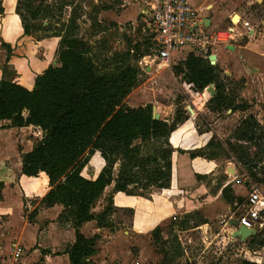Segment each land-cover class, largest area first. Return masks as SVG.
<instances>
[{"label":"rangeland","instance_id":"1","mask_svg":"<svg viewBox=\"0 0 264 264\" xmlns=\"http://www.w3.org/2000/svg\"><path fill=\"white\" fill-rule=\"evenodd\" d=\"M82 1L90 12L83 19L79 5ZM130 1L119 2L124 6L119 8L120 11L129 9ZM91 2L21 0L18 15L24 31L17 50L25 53L31 48L34 54L45 58L49 49L44 45L47 41L56 43L54 50L58 53L62 50V40L67 37L80 38L86 45V58L105 74L112 72L124 60L138 69L137 85L125 98V107L136 109L150 105L152 116L164 118L169 125L181 114L187 118L194 132L206 134L198 139L196 149L179 152L194 156L191 159L196 172L194 180L182 183L178 189L171 184L165 190L154 187L141 190V185L133 187V193L149 194L150 201L151 198L154 200L152 206L149 200L142 199L139 206L151 209L148 223H143L144 217H139L135 220L139 225L135 231L131 229L127 214H114L113 219H110V214L106 217L110 231L104 235L109 236L114 229L118 230L115 245L126 244L130 249L134 248L131 249L132 254L129 252L130 257L126 256L125 260L121 258L131 264H240L242 261H254L253 256L264 264L263 249H256V245L264 240V0L251 4L248 0H222L209 13L217 27L227 24V16L235 13L246 33L249 35L250 32V37L238 38L232 43L230 47H235V51L219 53L220 61L214 69L217 83L224 90L222 105L208 97H204L206 101L201 105L198 100L201 92L188 84L183 75L175 74L180 65L178 54L172 57L170 69L157 67L152 56L154 43L150 32L142 34L137 28L133 37L130 23L115 25L112 30L107 28L110 19L104 14L101 15L104 25L96 28L93 23L98 10L93 9L95 7ZM203 14L207 15V12ZM9 49V59L17 57L15 49ZM50 64L52 67L59 66L57 58ZM32 79L30 85L33 87ZM186 124L181 125L183 131L189 130ZM41 133L33 129L18 133L17 136L21 137L15 145L18 153L33 148L39 141L32 145L22 137L41 140ZM212 138V143L206 146ZM134 144L139 146L142 156L162 146L161 141L146 144L136 141ZM15 151H6L11 161H14ZM93 154L92 162L95 161L96 166L100 162L101 170L104 162L98 152ZM118 167V163L113 167V178L117 176ZM92 168L94 166L88 165L83 175L91 174ZM36 186L41 187L40 180H37ZM109 190L104 191L92 209L94 214L102 210V205L106 206L107 199L111 198ZM254 190H258L262 198L256 206L249 207L246 200ZM233 199L235 203L229 205V200ZM29 214L28 210H23L25 218ZM250 216L263 220L259 221L261 226L252 223L250 230L254 229L255 234L241 241L232 238L235 232L232 222L243 219L242 226H247L249 222L246 220ZM13 221L21 228L17 214ZM105 242L110 241L102 240V243ZM21 250L20 258L23 254L29 256L23 247Z\"/></svg>","mask_w":264,"mask_h":264},{"label":"trees","instance_id":"2","mask_svg":"<svg viewBox=\"0 0 264 264\" xmlns=\"http://www.w3.org/2000/svg\"><path fill=\"white\" fill-rule=\"evenodd\" d=\"M60 45L62 50L54 54L59 66L49 65L36 75L32 90L17 82L0 81V124L9 122L11 128L34 127L42 132L43 138L32 150L20 155V175L27 179H35L39 174L46 177L49 191L41 204L46 208H63L58 219L71 224L75 234L74 243L66 252L69 264H83L95 250L93 240L80 234L81 225L95 221L99 227H110L106 222L113 211L110 197L102 212L92 213L105 189L113 185L112 193L135 197L139 211L142 199L150 201V195L136 194L131 189L139 185L141 190L168 189L172 154L185 152L179 146L180 140L187 143L193 139L181 136V125L187 123L191 129L181 114L169 125L153 119L150 105L136 109L124 106L139 74L128 61L105 74L86 58V45L80 39L67 37ZM6 52L8 63L10 49ZM175 74L183 75L199 92L213 86L214 96L210 99L223 104V86L217 83L216 70L207 61L187 56ZM136 141H161L162 146L142 156ZM95 152L104 166L95 179L89 180L81 172ZM116 163L119 167L113 178ZM233 200H229V205L235 203ZM35 214L32 212L27 220L30 222ZM256 247L263 249L264 240Z\"/></svg>","mask_w":264,"mask_h":264},{"label":"crops","instance_id":"3","mask_svg":"<svg viewBox=\"0 0 264 264\" xmlns=\"http://www.w3.org/2000/svg\"><path fill=\"white\" fill-rule=\"evenodd\" d=\"M91 1L92 7H95L93 9L98 10L95 15L97 19L95 18L93 23L96 28L100 29L102 27L101 25H104L105 22L101 19V15L104 14L110 19L107 28L114 30L115 25L118 26L123 23H130V26H132V32L130 33L133 37H135V29L137 30V28L142 34L148 32L146 18L142 13L143 8L140 5L134 4L132 0L130 1L131 5L129 9L124 11H120L119 9L120 7H124L119 3H122L124 0ZM187 1L193 9L200 11V14L204 19V24L208 30H223L229 27L231 22H238V27L241 28L242 32L246 33V29L243 28L241 19L235 13L227 16L226 21L228 22L224 26H215L214 18H211L209 13L215 10V4L221 2L222 0ZM248 1L251 4L256 0ZM20 2L21 0H0V81L4 80L7 82H17L26 89L32 90L33 87L30 85V78L32 77L35 79L36 75H39L46 67L51 65V61L55 59L54 47L56 46V43L52 40L49 42L47 41L44 44L49 48L45 58L34 54L31 48H28V51L25 53H21L17 50L21 45L18 41L23 35L22 22L18 15ZM79 5L82 7L81 11L83 13L81 14V19H83L84 15H89V8L84 1L79 3ZM96 5H99V7L96 8ZM66 8L69 9L67 6ZM204 11L207 12V15L203 14ZM119 31L122 30L119 29ZM243 37L246 36H240L239 38ZM141 39L144 40L142 36ZM136 41H138V39ZM233 42H231L229 47L225 50L222 48H215L214 55H212L215 57L214 64L211 65L210 62L207 61L209 65L215 67V65L219 63V53L221 54V51H230L229 48H233L232 51H235V47H230ZM7 48L15 49L14 53H18L17 57L9 59L8 63L5 61L7 58ZM130 51L131 53L134 52L133 50ZM178 55L180 56L179 63L181 64L187 56L185 57L184 54ZM33 79L32 83L34 82ZM209 87L212 88L214 92V87ZM158 120L167 122L164 118H158ZM28 129L40 132V130L34 127L14 129L9 128V122H2L0 124V184L2 185L0 189V264H37L38 261L39 264H69L66 252L74 243V230L71 224L59 221V215L63 211L61 206L55 205L53 207L46 208L41 204V200L49 191L46 177L43 174H39V176L35 179H27L20 175V155L30 152L32 147L18 153L17 146L15 145L19 139L21 140V137H18L17 134ZM205 135H198L193 129H189L188 131L182 130L181 136H186L187 138L191 137L193 141H188L186 143L185 141L180 140L179 146H182L181 149L185 152L196 149V142L199 141V138L204 137ZM22 139L32 145L37 140H40L35 137L32 139L22 137ZM7 150H10L12 153L15 151L16 154L14 161H11V158L7 155ZM94 156L95 154L90 157L88 163L89 166H94V169L92 168L93 172L89 175H83L84 169L87 168L88 165L81 172V175L89 180L95 179L101 168L100 162L97 163L98 166H96L95 161L92 162ZM171 163V186L174 185L175 188L178 189V187H181L182 183L194 180L196 172L192 168V160L188 153H183L181 155L174 152L172 154ZM37 180H40L41 187L36 186ZM108 188L110 189L109 193L111 194L113 208L110 219H113L112 215L114 214H127L126 217L130 219L129 222L131 223L132 230L139 227V225L135 223V220H138L139 217H144L143 219L145 222L143 223H148L147 219H149L152 215L150 214V208L143 207L138 211L135 208V197L126 196L122 193H112L113 185ZM153 201L154 200L151 198V201H148L149 205L153 206ZM103 206L104 205L100 207L102 210L105 207ZM23 210H28L30 214L34 211L36 212L30 222L27 220V217H24ZM102 210L99 211L102 212ZM100 212H97V214ZM15 214H17L18 220L21 223V228H18L17 224L13 221ZM252 221L254 224L258 223V226H261L259 221L263 220L256 219ZM143 229L146 228L143 227ZM252 230L254 233L256 232L254 229ZM107 231H110V229L97 226L95 221L87 222L81 225L79 229L80 234L86 239L93 240L95 250L94 255L85 259L83 264H131L130 261L125 262L123 260H125L126 256L130 257L132 254L131 249L134 248L130 249L126 244L116 246L115 244H117L116 239H118V230L116 231L114 229L111 235L105 236L104 234ZM104 239H107V241L110 242L102 243V240ZM150 246L151 245L149 243L148 247L150 248ZM22 247L25 252L28 253V257H25L24 254L22 258L19 257L22 252ZM17 250H20V252ZM255 253L258 254V252ZM158 254L161 255V253ZM121 258H123V260ZM252 258L254 261H248L254 262L255 264H262L261 262H258L257 257L253 256ZM29 259H32L31 262H28Z\"/></svg>","mask_w":264,"mask_h":264},{"label":"built area","instance_id":"4","mask_svg":"<svg viewBox=\"0 0 264 264\" xmlns=\"http://www.w3.org/2000/svg\"><path fill=\"white\" fill-rule=\"evenodd\" d=\"M132 2L143 8L147 31L151 33L154 43L152 56L158 68L170 69L175 54L208 61V58L214 55L215 48L225 50L240 36L250 37V32L249 35L242 32L238 22H231V25L223 30H208L200 11L193 9L187 0H132ZM199 96L198 100L202 105L204 97L210 99L214 92L212 88L206 87ZM261 198L258 190H254L248 195L246 204L254 207ZM247 219L249 223L244 227L251 229L252 220L255 218L250 216ZM240 221L242 225L243 219Z\"/></svg>","mask_w":264,"mask_h":264},{"label":"water","instance_id":"5","mask_svg":"<svg viewBox=\"0 0 264 264\" xmlns=\"http://www.w3.org/2000/svg\"><path fill=\"white\" fill-rule=\"evenodd\" d=\"M229 50L232 51L233 48H229ZM208 61L210 62L211 65H213L214 61H215V57L210 56L208 58ZM153 119L158 120V115H154ZM231 225L235 229V232L232 233L231 237L235 238L239 241H241L247 237L253 236L255 234L253 230L247 229L244 226H242L240 220L232 222Z\"/></svg>","mask_w":264,"mask_h":264}]
</instances>
